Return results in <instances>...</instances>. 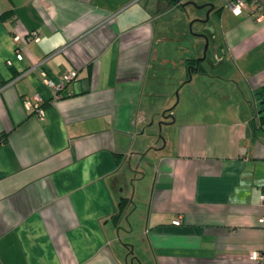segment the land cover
<instances>
[{"label":"crops","instance_id":"1","mask_svg":"<svg viewBox=\"0 0 264 264\" xmlns=\"http://www.w3.org/2000/svg\"><path fill=\"white\" fill-rule=\"evenodd\" d=\"M187 1L0 0V264H254L264 0ZM191 91L216 107L173 120Z\"/></svg>","mask_w":264,"mask_h":264},{"label":"rangeland","instance_id":"2","mask_svg":"<svg viewBox=\"0 0 264 264\" xmlns=\"http://www.w3.org/2000/svg\"><path fill=\"white\" fill-rule=\"evenodd\" d=\"M206 16V12L203 15V18ZM212 21V17H210L209 19H207L204 23H210ZM189 23H191V21L188 22V25H190ZM200 23V22H198ZM202 23V22H201ZM192 28L188 29L189 33H195L196 30V25L197 22H193L192 24ZM206 60H201V59H195L194 62H197L199 64L198 66V70H206L210 73L211 71H213L212 67H208L207 64L205 63ZM191 66V70H190V75L194 74V76L190 79V86L194 87V86H198L200 83V79L197 78L198 76V72L194 69H197L196 65H190ZM182 95V94H181ZM180 95V96H181ZM178 97V95H177ZM175 98L174 102L172 103V105H174V109L172 110V119L178 121L179 119H181L182 117L186 116L188 114V111L196 106V108H203L204 106L210 105L212 107H216V105H212L211 103H215V100H213L212 97H206V94H204L203 92L197 91V92H187L185 95V100L183 99V97H181V101H180V105H177V100L178 98ZM184 100V101H183ZM183 101V102H182ZM171 105V106H172ZM163 111L160 112V114H162ZM167 112V111H166ZM164 116V115H163ZM166 119H157V121L155 122V125L152 126L151 130H152V137H153V145L158 144V146H160V143L162 141H164V137L165 135L168 133L169 128L172 129V125L171 124H167ZM169 127V128H168ZM153 154H158L159 151L155 150L152 151ZM146 180V179H145ZM135 183V190H136V194H138L139 192V184L140 182L138 180L134 181Z\"/></svg>","mask_w":264,"mask_h":264},{"label":"built area","instance_id":"3","mask_svg":"<svg viewBox=\"0 0 264 264\" xmlns=\"http://www.w3.org/2000/svg\"><path fill=\"white\" fill-rule=\"evenodd\" d=\"M245 2L246 0H231L227 6L232 12L238 14L242 11V7L244 6ZM261 7L262 6H259V8ZM261 11L264 14V7H262ZM31 36L34 40H38L39 38L38 31H33V33H31ZM16 56L19 59L21 58V54L19 52L16 53ZM74 76H75V71H70L64 75V81L70 80ZM45 82L52 87L55 93V96L58 95V92L62 88V83H55L47 79H45ZM42 102H43L42 97L37 93L26 95L23 99L24 106L27 109L34 110L35 114L39 117L43 116ZM263 173H264V170H263ZM259 202L262 206H264V185L261 187L260 192H259ZM180 219H181L180 216H178L175 219H173L172 222L175 224H178L180 223ZM260 221L263 223V228H264V213L260 216ZM254 253L256 254L255 259H253ZM250 257L254 261V264H264V243H263V246L259 250L252 252Z\"/></svg>","mask_w":264,"mask_h":264},{"label":"water","instance_id":"4","mask_svg":"<svg viewBox=\"0 0 264 264\" xmlns=\"http://www.w3.org/2000/svg\"><path fill=\"white\" fill-rule=\"evenodd\" d=\"M175 2V4L176 5H180V4H182L181 3V0H174ZM187 2H190V3H193L195 6H202V5H197L195 2H193V1H191V0H189V1H187ZM208 19V11L206 12V16L204 17V19H200V20H204V21H206ZM205 36V39H206V41H205V45H204V51H203V56H202V58H204L205 57V54H206V49H207V36L206 35H204Z\"/></svg>","mask_w":264,"mask_h":264},{"label":"trees","instance_id":"5","mask_svg":"<svg viewBox=\"0 0 264 264\" xmlns=\"http://www.w3.org/2000/svg\"><path fill=\"white\" fill-rule=\"evenodd\" d=\"M168 1L173 3L175 2L174 0H168ZM259 122L261 123L264 122V117L259 118ZM121 203H124V201L122 200Z\"/></svg>","mask_w":264,"mask_h":264},{"label":"clouds","instance_id":"6","mask_svg":"<svg viewBox=\"0 0 264 264\" xmlns=\"http://www.w3.org/2000/svg\"><path fill=\"white\" fill-rule=\"evenodd\" d=\"M255 258H256V254L254 253V254H253V259H255Z\"/></svg>","mask_w":264,"mask_h":264}]
</instances>
